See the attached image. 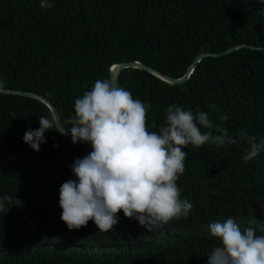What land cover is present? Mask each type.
Returning <instances> with one entry per match:
<instances>
[{"label": "trees", "instance_id": "trees-1", "mask_svg": "<svg viewBox=\"0 0 264 264\" xmlns=\"http://www.w3.org/2000/svg\"><path fill=\"white\" fill-rule=\"evenodd\" d=\"M0 0V88L27 90L50 100L60 117L97 79H109L113 63L141 61L180 77L200 53L205 56L180 83L149 72L121 70L118 86L150 103L149 131L164 125L175 104L207 112L237 139L235 145H188L177 186L192 203L189 216L172 220L165 236L148 232L117 213L102 233L90 220L76 230L61 221L59 189L76 177L71 165L91 145L49 130L39 151L23 142L26 130L51 113L41 101L0 93V264H206L219 241L209 225L231 218L241 229L264 235V152L244 161V130L264 138V2L261 0ZM214 104L215 108L209 105ZM155 123L156 127L152 125ZM8 208V210H7ZM7 211V212H6ZM175 228L176 231H169Z\"/></svg>", "mask_w": 264, "mask_h": 264}, {"label": "clouds", "instance_id": "clouds-1", "mask_svg": "<svg viewBox=\"0 0 264 264\" xmlns=\"http://www.w3.org/2000/svg\"><path fill=\"white\" fill-rule=\"evenodd\" d=\"M39 6L50 9L54 5L52 0H40ZM150 107L111 79H97L90 90L75 99L70 117L62 119L49 113L38 119V129L25 131L23 142L33 151H39L46 142L44 134L49 130L70 135L73 144L91 145V152L71 165L76 179L66 180L59 189L60 219L68 230H78L91 220L99 232H109L122 211L145 231L165 236L169 222L186 219L193 208L181 198L177 186L185 170L187 153L183 149L188 145L222 148L237 143L222 126L228 116L221 114L217 123L207 112H193L175 104L164 109V125L149 131ZM236 136L247 143L244 161L264 152V138L258 140L244 130ZM11 199H0V211ZM209 232L219 244L207 256L206 264H264V235H257L253 228L242 230L229 218L211 223Z\"/></svg>", "mask_w": 264, "mask_h": 264}, {"label": "water", "instance_id": "water-1", "mask_svg": "<svg viewBox=\"0 0 264 264\" xmlns=\"http://www.w3.org/2000/svg\"><path fill=\"white\" fill-rule=\"evenodd\" d=\"M241 47L259 48V46H252L249 44H239V45L233 46L231 48H228L225 51L220 52V53H210L209 51H204V52L198 54L192 60L190 65L186 68L185 72L180 77H176V78L170 77V76L158 71L157 69H155V68H153V67H151V66H149V65H147L141 61H138V60H130V61H126L125 63L124 62L113 63L109 67L108 76H109V79H111L113 81V83L118 86V77H119L121 70L124 68L133 67V68L143 69V70L149 72L150 74L154 75L155 77H157V78L161 79L162 81L167 82L169 84H177V83L182 82L186 78H188V76L193 71V68H195L196 64L200 60H202L205 56L217 57V56H221V55H225L227 53H230L231 51L236 50V49L241 48ZM0 93L17 94V95H22V96H26V97H30V98L39 100L42 103H44L50 109L51 113H55V114L59 115L58 111L56 110V108L54 107L52 102L39 93H35L32 91H27V90L10 89V88H0ZM59 117H60V115H59ZM62 136L71 137L70 135H62Z\"/></svg>", "mask_w": 264, "mask_h": 264}]
</instances>
